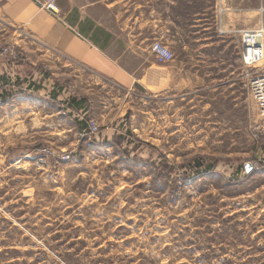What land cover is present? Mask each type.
<instances>
[{
    "label": "rangeland",
    "instance_id": "rangeland-1",
    "mask_svg": "<svg viewBox=\"0 0 264 264\" xmlns=\"http://www.w3.org/2000/svg\"><path fill=\"white\" fill-rule=\"evenodd\" d=\"M18 51L0 42L7 59ZM4 76L0 264H264V126L253 100L247 112L230 99L207 111L204 91L196 103L195 91L163 89L157 76L127 98L128 118L117 104L93 105L78 139L72 114L46 103L51 90ZM112 117L119 134L101 138Z\"/></svg>",
    "mask_w": 264,
    "mask_h": 264
},
{
    "label": "crops",
    "instance_id": "crops-1",
    "mask_svg": "<svg viewBox=\"0 0 264 264\" xmlns=\"http://www.w3.org/2000/svg\"><path fill=\"white\" fill-rule=\"evenodd\" d=\"M56 4L58 14L53 15L33 0H0V42L9 41L20 50L9 61L0 54V85L8 80L6 75L13 78L5 82L8 85H36V91L46 95L51 90L46 103L72 114L78 139L84 132L83 116L94 113L93 105L109 110L117 104L126 116L127 98L136 89L152 88L150 79L157 76L167 83L163 89L195 91L196 103L204 91L207 111L219 99L222 103L230 99L245 112L254 109L244 81L251 66L241 57L240 34L264 29V0H56ZM154 41L171 50V61L154 59ZM74 88L89 93L76 94ZM54 89L62 90L56 98ZM69 99H74L73 107L64 103ZM119 117L109 119L101 138L119 134Z\"/></svg>",
    "mask_w": 264,
    "mask_h": 264
},
{
    "label": "built area",
    "instance_id": "built-area-1",
    "mask_svg": "<svg viewBox=\"0 0 264 264\" xmlns=\"http://www.w3.org/2000/svg\"><path fill=\"white\" fill-rule=\"evenodd\" d=\"M33 2L53 15L58 14L56 0H33ZM240 35L242 37L241 57L245 63L253 68L249 91L252 100L258 108L260 121L264 126V76L259 75L263 67L254 66L258 61L264 59V29L241 32ZM7 51L4 50V53ZM151 52L160 63L169 62L173 58L167 47L159 41L152 43ZM88 130L90 134H95L98 131V127L93 121H90L88 122Z\"/></svg>",
    "mask_w": 264,
    "mask_h": 264
},
{
    "label": "trees",
    "instance_id": "trees-1",
    "mask_svg": "<svg viewBox=\"0 0 264 264\" xmlns=\"http://www.w3.org/2000/svg\"><path fill=\"white\" fill-rule=\"evenodd\" d=\"M17 85L19 86V84L17 83ZM28 87H30V85H28ZM57 94H58V92H54L53 91V96L52 97H54V98H56V96H57ZM51 95H52V92H51ZM5 97V96H4ZM5 100V99H4ZM72 101H74V99L73 100H68V101H65L64 103L66 104V106L67 107H73L74 106V103L72 102ZM4 101H2V103H3ZM83 103V101H81L79 104H82ZM76 105V104H75ZM128 115H130L129 113H127L126 114V118H128ZM80 127H81V130H83L84 131V133L85 132H87V125H86V121L84 120L82 123H81V125H80ZM201 166H202V164H200L199 163V161L197 160V163H196V168L197 169H199V168H201ZM205 169L206 170H211V165H207L206 167H205Z\"/></svg>",
    "mask_w": 264,
    "mask_h": 264
}]
</instances>
